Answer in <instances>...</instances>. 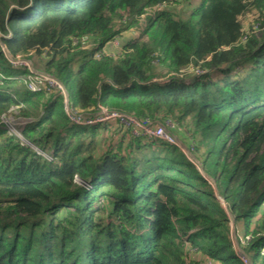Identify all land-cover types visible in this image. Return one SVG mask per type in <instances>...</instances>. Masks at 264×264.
Returning a JSON list of instances; mask_svg holds the SVG:
<instances>
[{
  "label": "trees",
  "instance_id": "trees-1",
  "mask_svg": "<svg viewBox=\"0 0 264 264\" xmlns=\"http://www.w3.org/2000/svg\"><path fill=\"white\" fill-rule=\"evenodd\" d=\"M165 1L0 0V264H186L191 252L244 264L233 226L264 264V0H203L179 15L188 0H175L122 56L81 48ZM251 11L263 31L242 42ZM2 45L57 77L80 114L171 120L198 167L119 119L72 122L63 90H31L35 74ZM15 107L29 120L22 137L2 122Z\"/></svg>",
  "mask_w": 264,
  "mask_h": 264
},
{
  "label": "built area",
  "instance_id": "built-area-1",
  "mask_svg": "<svg viewBox=\"0 0 264 264\" xmlns=\"http://www.w3.org/2000/svg\"><path fill=\"white\" fill-rule=\"evenodd\" d=\"M174 2L175 0H167L157 5L148 6L145 8L142 14L136 16L137 23L131 26V28L129 27L130 29L128 28L127 31L115 36L113 39L109 40L102 46H99L96 43H86L82 45L81 48L87 49L93 47L95 49L93 53L94 58L120 57L122 56V54L131 50L129 47H127V44L129 42H134L140 38L141 34L145 31L147 27L149 18L151 17L152 19H155L159 12L166 9L169 5L173 4ZM126 35H128V38L125 39ZM85 39L86 37H84V40ZM247 39L248 33L244 35V37L242 38V42H245ZM73 43L74 45H78L79 40L75 38L73 40ZM45 50L47 51L48 48H46ZM8 58L14 64H22L27 66L29 70L35 74L34 77H30L29 88L31 90L38 91L45 83H48L49 86L52 87L61 88L65 94V111L72 122L80 125H87L112 119H119L120 123L124 125V127L131 129L135 135L141 134L148 138L161 139L174 144H179L181 146L179 138L169 131L170 128H175V124L171 120L159 122L154 121L151 118H139L131 114H125L116 111L111 112L108 110V108L103 106H101V110L97 112L94 116L80 114L77 110L70 106L67 91L61 84V82L57 79V77L44 71L36 70L32 61L22 56H17L16 58L8 56ZM159 81L161 84H164L168 82V79L160 78ZM130 84L131 83H129L128 85ZM8 116V114H3L2 116V122L4 123L5 127L8 129L9 133L14 134L18 137H22V131L29 120L26 118L18 117V120L16 121ZM181 148L184 150L185 153L187 152V155H189V152L187 150H185L182 146ZM189 151L191 152V150ZM191 159H193L194 164L198 167L197 160L193 156ZM235 249L244 264H251L249 257L245 253L242 252L241 254H239L238 249L236 247ZM185 261L186 264H219L212 258L205 257L200 253L194 254L192 252L185 256Z\"/></svg>",
  "mask_w": 264,
  "mask_h": 264
},
{
  "label": "rangeland",
  "instance_id": "rangeland-1",
  "mask_svg": "<svg viewBox=\"0 0 264 264\" xmlns=\"http://www.w3.org/2000/svg\"><path fill=\"white\" fill-rule=\"evenodd\" d=\"M202 1L203 0H188V1H184V3L176 4L175 6L172 7V9L178 15L179 14H185V13H188L189 12L188 10H191L192 8H194L196 6H200L201 3H202ZM258 16H259L258 12H255V11H251V12L245 14V15H242L241 20H242V23L244 25L245 34L246 33H256L258 35L261 34V32L263 31V29L261 28L262 26L260 25V22H258L256 20ZM127 30H125V31H127ZM142 34H141V36H142ZM127 36L128 35H126L125 39L128 38ZM33 59H34V61H37L36 55L34 56ZM46 59H47V56H43L42 62L44 63L46 61ZM78 66H79V63L76 62L74 64V69H77ZM191 72H193L192 67H188L187 69L184 70V73H191ZM215 76H218V74L215 75ZM18 113H19V108L15 107V109L13 110V112L8 114L9 115L8 117H11L12 119H14V120L17 121L18 120V117H20L18 115ZM179 142H180V140H179ZM188 156L190 158H192L191 155H188ZM232 236H233V242L235 244V247L238 249V253L239 254H241L242 252L244 253V251L241 249L240 245L238 244V241H237V232H236V229L234 228V226L232 228Z\"/></svg>",
  "mask_w": 264,
  "mask_h": 264
},
{
  "label": "water",
  "instance_id": "water-1",
  "mask_svg": "<svg viewBox=\"0 0 264 264\" xmlns=\"http://www.w3.org/2000/svg\"><path fill=\"white\" fill-rule=\"evenodd\" d=\"M3 46V49H4V51H5V53H6V55L7 56H9V54H8V52H7V48H6V46L5 45H2ZM67 96H68V93H67ZM181 142V141H180ZM181 146L185 149V150H187L189 153V155H191V156H193V154L189 151V149L187 148V146L183 143V142H181Z\"/></svg>",
  "mask_w": 264,
  "mask_h": 264
}]
</instances>
